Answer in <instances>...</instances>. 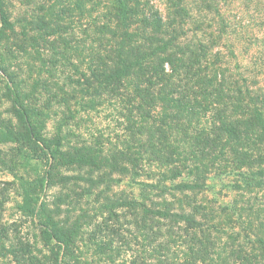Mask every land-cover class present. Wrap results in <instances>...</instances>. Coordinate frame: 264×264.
Masks as SVG:
<instances>
[{"label":"trees","instance_id":"obj_1","mask_svg":"<svg viewBox=\"0 0 264 264\" xmlns=\"http://www.w3.org/2000/svg\"><path fill=\"white\" fill-rule=\"evenodd\" d=\"M263 77L264 0H0V264H264Z\"/></svg>","mask_w":264,"mask_h":264},{"label":"rangeland","instance_id":"obj_2","mask_svg":"<svg viewBox=\"0 0 264 264\" xmlns=\"http://www.w3.org/2000/svg\"><path fill=\"white\" fill-rule=\"evenodd\" d=\"M234 6L235 7L238 6L236 1L234 2ZM159 7L160 8L163 7L161 2L159 4ZM247 20H248V18H247ZM250 27L255 32L254 27H252V26H250ZM13 41H14V39H13ZM20 66H22V71L26 72V70H27L26 65H24V63L21 62ZM33 66L39 67V66H41V64H40V62L35 61V62H33ZM34 71H35V69H34ZM57 74L58 75L61 74V76L65 75V74H70V75H74V77H76L75 73L70 68H67V69L66 68H58ZM263 78L261 79V81H263ZM1 88L2 87H0V111L4 113L3 114V116H4V115H7L5 111L9 110L10 103L4 97H2ZM106 120H107V117H106V115H103V114H101L99 117L97 116L95 118L96 124H99L101 127H104V129L107 126ZM50 123L48 124L49 127H50ZM95 128H98L95 124H94V126L89 124L88 132L86 130H84L85 128H82L80 131L82 134V138L84 140H88L89 135H90L89 133L95 132ZM111 129H113V127ZM1 180H3V181L6 180L9 182H11V180H12V177H10V173L8 171L4 170L3 168H0V181ZM9 188L10 189L7 192L9 198H8V201L5 203L1 214H2V222H7L8 224H11L14 220L20 219V217H19L18 213H16V209H15V204L19 201V197H17L16 189L13 188V186H11ZM113 189L116 190L117 192H126V193H128V191L130 190L126 186L125 181L122 182L121 185L116 186ZM214 190L216 193H220L219 195L215 196V197H217L216 198L217 200L215 201L216 205L218 202H220V203L230 202L229 200H233V198L235 196V193H229V194L225 195V190L222 189L220 185L216 186ZM56 192H58L57 189H52L48 193L50 196H52ZM211 196L212 195H209L210 198H211ZM79 213H80L79 209L75 210L74 216L75 217L78 216ZM80 224H81V221H80ZM115 225L121 226V229H120L118 234H120L122 237L121 238L115 237V239H114L113 246L120 248L121 251H120V256L116 257L117 259H115V261L113 263H110L108 261H103L104 257H102V256H104V255H103L102 250L97 249L95 246H93L91 244V241L90 242L88 241L87 231H89L92 228V226H85L84 225V227H83L84 231H83V237H82V238H84V240H81L80 244L76 243V247L74 248L75 254H77V255L79 254V258L81 260H88V262L90 264H128L130 256L132 254L136 253L135 250H137L139 246L136 245L135 239L133 237L134 233H131L132 229H131V227H129L130 225L126 221H124V219H121L120 222L116 223ZM19 232L23 236L27 235L29 238H32L33 234H35L37 231L34 230L32 228V226H30L28 223H24V224H22V227L20 228ZM137 240H139V239H137ZM124 241L129 242L130 249H128L129 247L125 246ZM107 249H110V248H107Z\"/></svg>","mask_w":264,"mask_h":264}]
</instances>
